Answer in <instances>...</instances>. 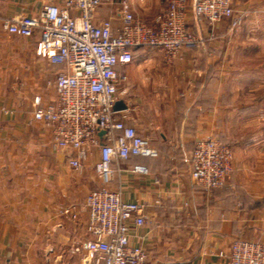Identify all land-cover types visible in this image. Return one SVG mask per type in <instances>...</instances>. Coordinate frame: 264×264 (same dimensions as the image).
Instances as JSON below:
<instances>
[{
  "label": "crops",
  "instance_id": "1",
  "mask_svg": "<svg viewBox=\"0 0 264 264\" xmlns=\"http://www.w3.org/2000/svg\"><path fill=\"white\" fill-rule=\"evenodd\" d=\"M63 1L0 0V264H94L85 199L101 187L99 149L75 169L72 151L55 146L53 127L34 119V97H56L47 82L64 66L36 53L38 34L20 37L6 25ZM122 1L102 0L96 20L118 29ZM127 1L149 23L166 3ZM192 3L186 22L198 48L184 49L173 65L161 48H138L118 67L127 77L119 84L127 109L118 117L160 153L120 162L109 185L150 205L149 221L129 229L149 264H228L219 253L234 241L264 243V0H233V17L215 24L199 20ZM207 137L233 150L227 184L215 190L191 175L194 146ZM138 163L150 173H134Z\"/></svg>",
  "mask_w": 264,
  "mask_h": 264
},
{
  "label": "built area",
  "instance_id": "2",
  "mask_svg": "<svg viewBox=\"0 0 264 264\" xmlns=\"http://www.w3.org/2000/svg\"><path fill=\"white\" fill-rule=\"evenodd\" d=\"M101 4L102 0H64L61 5L45 6L36 16L9 19L6 25L20 37L38 34L36 53L64 66L55 80L47 82L55 88L56 97L48 102L42 95L34 97V119L53 127L55 146L72 151L69 162L75 169L83 167L93 148L99 149L95 170L101 187L85 199L92 235L86 249L94 264H149L147 252L130 243L129 229L149 221L150 205L126 201L121 190L109 185L120 162L132 157L154 158L160 153L150 137L118 117L119 84L127 81L118 67L132 62L135 49L143 47L161 48L166 63L173 65L184 49H196L201 41L187 29L189 0H166L152 23L137 17L130 3L123 0L121 25L116 30L112 20H96ZM192 7L199 20L211 24L234 14L233 0H193ZM239 22L235 19L232 27ZM232 161L233 150L224 141L201 139L191 155L192 178L208 190L223 188L232 172ZM131 169L140 175L150 173L141 163ZM219 256L227 257L228 264H264V244L238 239L228 254L221 251Z\"/></svg>",
  "mask_w": 264,
  "mask_h": 264
},
{
  "label": "water",
  "instance_id": "3",
  "mask_svg": "<svg viewBox=\"0 0 264 264\" xmlns=\"http://www.w3.org/2000/svg\"><path fill=\"white\" fill-rule=\"evenodd\" d=\"M123 109H127L126 104L123 101H118L115 105V110L120 111ZM103 133H104V131H101V134H103Z\"/></svg>",
  "mask_w": 264,
  "mask_h": 264
},
{
  "label": "rangeland",
  "instance_id": "4",
  "mask_svg": "<svg viewBox=\"0 0 264 264\" xmlns=\"http://www.w3.org/2000/svg\"><path fill=\"white\" fill-rule=\"evenodd\" d=\"M227 145H228V144H227ZM98 160H99V158H98ZM98 160H97V161H98ZM97 161H96V163H97ZM263 244H264V243H263Z\"/></svg>",
  "mask_w": 264,
  "mask_h": 264
}]
</instances>
